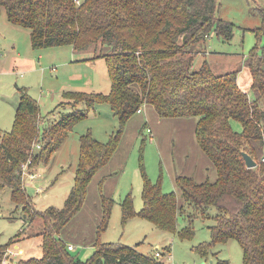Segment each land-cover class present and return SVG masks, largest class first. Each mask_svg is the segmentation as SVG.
<instances>
[{"label":"trees","instance_id":"trees-1","mask_svg":"<svg viewBox=\"0 0 264 264\" xmlns=\"http://www.w3.org/2000/svg\"><path fill=\"white\" fill-rule=\"evenodd\" d=\"M1 8L10 24L29 30L32 49L65 45L74 52L95 49L86 60H104L109 91H66L63 97L72 99V105L83 103L86 110L106 102L119 123L105 143L90 131L80 135L73 185L63 206L36 211L23 183V165L28 163L32 174L35 165L48 163L87 112L73 106L40 133L37 102L25 87H16L19 100L12 128L0 130V190L8 188L11 200L23 205L26 214L35 210L43 228L42 254L16 259L15 264H167L135 247L100 241L111 216L112 197L100 196L101 218L87 260L75 256L61 235L83 208L89 184L118 149L127 121L145 105L162 119L195 118L197 143L217 176L197 182L178 174L176 193L163 190L162 174L152 182L141 165L142 208L136 212L127 194L121 202L122 222L140 217L161 231L192 239L193 219L211 218V240L196 247L200 255L206 257L216 244L233 239L242 249V264H264V54L252 50L243 57L242 67L251 81L247 92L238 85L240 68L214 73L206 61L194 67L200 53L197 45L206 48L212 32L224 41L233 38V24L216 17L217 0H0ZM233 121L240 124V131L233 129ZM242 152L257 165L247 168ZM179 216L188 225L178 230ZM21 235L19 231L0 244V264Z\"/></svg>","mask_w":264,"mask_h":264},{"label":"rangeland","instance_id":"rangeland-1","mask_svg":"<svg viewBox=\"0 0 264 264\" xmlns=\"http://www.w3.org/2000/svg\"><path fill=\"white\" fill-rule=\"evenodd\" d=\"M76 1L80 3L83 0ZM217 3L216 17L233 24V38L224 41L212 32L206 38V48L212 54L208 56L207 49L198 44L200 53L194 61V67L199 68L206 61L214 73H224L242 67L243 57L252 50L264 54V0H217ZM94 50L74 52L69 45L32 49L29 30L10 24L4 10L0 9V130L12 128L19 100L16 87H25L37 102L42 118L40 133L58 120L62 113L70 112L73 106L87 112V117L73 126L49 162H41L33 167L34 176L31 178L26 165L23 183L36 211H43L49 206H63L73 185L80 135L90 131L95 139L105 143L119 129L117 118L106 102L86 110L83 103L72 105V99L63 97L66 91L104 94L109 91L110 80L104 60H81L92 56ZM243 68L238 74L241 78L244 77L241 74L243 71L248 73ZM244 80L246 78L242 82ZM232 127L241 130L236 121L232 122ZM158 129L164 130L163 126L159 128L157 124L150 127L144 114L137 113L127 121L118 149L89 184L84 206L64 227L62 238L66 239L67 245L74 247L72 253L75 256L84 261L91 256V244L101 218L100 196L103 195L112 197L114 204L108 226L100 235L102 242L120 243L135 247L142 254L152 255L158 247L164 253L162 259L167 264H216L218 260L242 264V249L233 239L216 244L206 257L196 251L200 244L211 240V218L193 219L192 239H181L177 233L161 231L140 217L122 222L121 202L127 194H131L136 212L142 208L141 165L152 182H156L161 174L164 175L162 188L164 191L169 190L165 159L159 151L163 131L160 135ZM104 177L106 180L100 187ZM35 210L26 214L23 205L11 200L8 188L0 190V244L8 243L22 231L19 241L12 243L8 249L13 255L8 254L4 264H15L16 259L42 254L39 234L43 222L40 217H34ZM187 225V220L179 216L178 230Z\"/></svg>","mask_w":264,"mask_h":264},{"label":"crops","instance_id":"crops-1","mask_svg":"<svg viewBox=\"0 0 264 264\" xmlns=\"http://www.w3.org/2000/svg\"><path fill=\"white\" fill-rule=\"evenodd\" d=\"M211 52L212 51H208L207 49V53H209L208 56L212 54ZM89 58H91V56L84 57L81 60L85 62H94L98 60H86ZM241 70L242 67H240V71ZM241 74H243L244 77L241 78L238 75V85L242 90L247 92L250 90L251 85L250 74L245 71ZM243 78H246V80L242 82ZM139 114H144L147 119V124L150 125V127L152 124H157L159 128L162 126L164 128V130L158 129V134L160 135H162L163 131L159 151H161L162 157L165 159L164 163L167 167L166 174L168 180H170V182L168 181V191H171L170 189H172L176 193H179L175 185V177L178 174L192 176L197 182H203L207 179L214 181L216 179L217 175L215 167L197 143L195 137V118L162 119L158 117L157 113L150 105L143 106L142 111ZM168 147H170V150ZM162 177L164 180V175ZM15 247L16 245L14 248ZM156 249H158V247H156Z\"/></svg>","mask_w":264,"mask_h":264},{"label":"built area","instance_id":"built-area-1","mask_svg":"<svg viewBox=\"0 0 264 264\" xmlns=\"http://www.w3.org/2000/svg\"><path fill=\"white\" fill-rule=\"evenodd\" d=\"M140 112H141V110L139 109V110H138V113H140ZM147 130L150 132V129H149V128H148ZM37 148H39V146H37ZM27 164H28V163H26V164L23 165V175H24V173H25V167H26ZM28 176L31 178V177L34 176V174H30V173H28ZM68 249H69V250H73L74 247H73L72 245H68ZM8 254H12V255H13V252L10 251V250H7V252H6V256H7ZM155 256L158 257V258H162V253L160 252V250H158V249L156 250V252H155ZM5 261H6V257H5V259L3 260V264H4ZM175 264H177V263H175Z\"/></svg>","mask_w":264,"mask_h":264},{"label":"water","instance_id":"water-1","mask_svg":"<svg viewBox=\"0 0 264 264\" xmlns=\"http://www.w3.org/2000/svg\"><path fill=\"white\" fill-rule=\"evenodd\" d=\"M242 157L247 168H253L257 165L256 161L248 153L242 152Z\"/></svg>","mask_w":264,"mask_h":264},{"label":"bare ground","instance_id":"bare-ground-1","mask_svg":"<svg viewBox=\"0 0 264 264\" xmlns=\"http://www.w3.org/2000/svg\"><path fill=\"white\" fill-rule=\"evenodd\" d=\"M157 250V249H156ZM156 252V251H155ZM155 254V253H154Z\"/></svg>","mask_w":264,"mask_h":264}]
</instances>
